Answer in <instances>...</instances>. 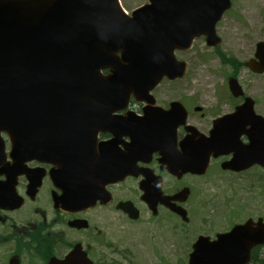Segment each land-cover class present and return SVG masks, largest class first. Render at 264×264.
I'll use <instances>...</instances> for the list:
<instances>
[{
    "label": "water",
    "instance_id": "obj_1",
    "mask_svg": "<svg viewBox=\"0 0 264 264\" xmlns=\"http://www.w3.org/2000/svg\"><path fill=\"white\" fill-rule=\"evenodd\" d=\"M148 1L149 6L127 16L118 0H0L2 171L8 168L2 139L6 135L9 156L17 163L14 166L23 160L46 161L50 151L71 162L66 180L70 190L62 198L65 209L95 202L96 197L90 201L96 185L93 177L99 180V194L106 183L133 174L132 167L122 173L107 167L101 177L99 168L76 167L70 157L75 156L77 140L93 137L103 124L112 122L110 114L131 98L146 107L142 117L130 114L126 119L133 141L130 153L140 154L141 144L150 153L162 154L169 145L175 149V131L185 123V111L173 103L171 110L162 112L154 107L151 92L164 78L175 81L185 77L186 64L176 59V51L189 50L192 42L202 37L210 48L220 45L215 27L231 2ZM247 67L253 73H264V42L257 43L255 58ZM231 83L234 94L239 88L235 81ZM251 105L244 107L248 110L246 120L253 125L245 133L250 143L236 147L231 163L236 171L264 168V120L253 113ZM243 113L239 109L227 119L240 118ZM181 149L183 155L167 153L178 162L171 170L201 174L205 167L202 171L197 166L187 167L186 140ZM222 150L223 145L213 144L212 151L221 154ZM173 160L165 158L169 164ZM5 185L13 186L9 181ZM147 204L154 213L155 204ZM120 208L130 220L138 219L132 206ZM263 244L264 223L249 221L219 235L214 242L198 238L188 264H247L250 250Z\"/></svg>",
    "mask_w": 264,
    "mask_h": 264
},
{
    "label": "flooded vegetation",
    "instance_id": "obj_2",
    "mask_svg": "<svg viewBox=\"0 0 264 264\" xmlns=\"http://www.w3.org/2000/svg\"><path fill=\"white\" fill-rule=\"evenodd\" d=\"M149 5L148 0H140L137 8ZM130 12L126 14L130 15ZM220 40L219 48L214 51L220 52L216 59L229 72L220 87L225 97L215 99L212 105L205 101L172 99L163 102L154 98V107L162 112L171 110L173 103H179L185 111V123L175 131V149L169 145L162 154L158 151L150 153L140 143L141 153H130L133 141L126 119L130 114L142 117L146 107L145 103L133 98L113 111L110 114L112 122L103 124L93 137L77 140L75 156L70 157L72 162L76 161L74 166H95L100 169L101 177L107 167L120 173L126 168L133 169V174L106 183L99 194L96 191L99 180L93 177L91 181L96 185L95 191L90 192V201L96 197L95 202L77 209H65L62 198L70 190L66 180L71 162L50 151L46 161L23 160L14 166L17 163L10 158V144L3 135L8 168L5 172L0 168V264H109L107 260L113 255V247L101 240L103 236H108L105 226L114 214L131 223L148 214L147 223L157 224L170 232L179 231L176 234L184 237L193 233L195 238L184 259L185 264H188L192 246L198 238L214 242L219 235L227 234L249 221L255 224L261 220L264 223V214L257 217L250 203L241 207L233 191L234 185L236 188L243 187H240L241 179L246 182L244 186L252 182L254 189L251 191H257V178L264 185V168L251 166L236 171L231 164L236 157V147H246L250 143L245 133L253 125L246 120L248 110L244 107L252 104L253 113L264 120L255 99L259 95L264 100V73H253L247 67V63L255 58L257 43L264 41L253 45L240 41L242 48L249 49L250 56L248 59L233 60L231 58L237 56L232 50L237 46L225 38ZM184 52L176 51V58L177 54ZM239 55L242 53L239 52ZM232 80L239 88L237 96V91L234 94L230 91ZM178 81L164 79L159 85ZM239 109L244 111L240 118L227 119ZM179 110L176 109L175 117ZM184 140L187 167L197 166L201 171L205 167L201 174L171 170L178 164L171 155H183L181 143ZM215 143L223 145L221 154L212 151ZM168 152L171 155H167ZM165 158L173 161L169 164ZM257 173H262L261 177L256 176ZM8 181L12 188L5 185ZM224 183L228 185L227 196L222 186ZM147 201L155 204L154 213ZM123 205L132 206L138 213V219L130 220L120 208ZM173 208L181 213L177 214ZM167 260L168 264H177L173 257ZM247 264H264V244L250 250Z\"/></svg>",
    "mask_w": 264,
    "mask_h": 264
},
{
    "label": "rangeland",
    "instance_id": "obj_3",
    "mask_svg": "<svg viewBox=\"0 0 264 264\" xmlns=\"http://www.w3.org/2000/svg\"><path fill=\"white\" fill-rule=\"evenodd\" d=\"M230 2L231 8L216 25V33L221 39L225 38L237 46L232 50L237 57L233 56L235 58L231 59H248L249 49L242 48L241 42L246 41L248 45H253L257 41H264V0ZM119 4L125 12H129L139 6L140 0H119ZM239 52L242 55H239ZM219 54L220 52L207 47L203 39H196L189 50L177 54V59L187 65L185 77L172 84L162 83L152 92L153 97L163 102L183 99L187 102L205 101L210 105L215 99L225 97L220 87L229 72L218 63L219 59L216 58ZM257 84H260V81H257ZM254 96L255 94L252 97ZM255 99L258 102V112L264 115V100L259 95ZM261 174L257 173L256 176L261 177ZM257 181V191H251L254 189L252 182L244 186V179L239 181L240 187H243L236 188L234 185L233 191L240 206H249L250 203L252 211L257 212L259 217L264 214V185L261 179L257 178ZM222 186L227 196V183ZM244 211L249 212L247 209ZM148 216L144 214L136 223H131L117 214L109 218L105 226L108 236H103L101 240L111 243L113 247V255L107 260L109 264H168L167 259L170 257L175 258L177 264H185L184 259L189 253L194 234L184 237L180 233L176 234L179 231L170 232L157 224L147 223Z\"/></svg>",
    "mask_w": 264,
    "mask_h": 264
}]
</instances>
